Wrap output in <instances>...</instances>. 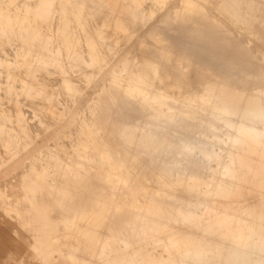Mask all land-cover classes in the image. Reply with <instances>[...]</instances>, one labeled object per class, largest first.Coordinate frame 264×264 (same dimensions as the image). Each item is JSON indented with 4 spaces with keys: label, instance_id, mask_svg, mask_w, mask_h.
<instances>
[{
    "label": "bare ground",
    "instance_id": "6f19581e",
    "mask_svg": "<svg viewBox=\"0 0 264 264\" xmlns=\"http://www.w3.org/2000/svg\"><path fill=\"white\" fill-rule=\"evenodd\" d=\"M0 212V264H264V0H0Z\"/></svg>",
    "mask_w": 264,
    "mask_h": 264
},
{
    "label": "rangeland",
    "instance_id": "374dc122",
    "mask_svg": "<svg viewBox=\"0 0 264 264\" xmlns=\"http://www.w3.org/2000/svg\"><path fill=\"white\" fill-rule=\"evenodd\" d=\"M158 14L159 13H157L156 15H158ZM32 100L33 99H29V100L27 99L26 100V104L29 103V104L26 105L27 107L25 106V109L27 108L26 109L27 111L32 110L33 106H35V107L37 106L36 99L33 100V101H35V103ZM30 103H32L31 106H30ZM0 215L2 216L1 212H0ZM8 221H9V219L6 216H5V220L0 219V229H3V231L1 232L3 237H6V236L12 237V236H14V233L11 230H8V229L5 228V226L7 224H9L10 226H13V224H14L12 221L9 222V223H8ZM4 229H5V231H4ZM0 243L9 244V243H12V241L6 240V238H2V240H0Z\"/></svg>",
    "mask_w": 264,
    "mask_h": 264
}]
</instances>
